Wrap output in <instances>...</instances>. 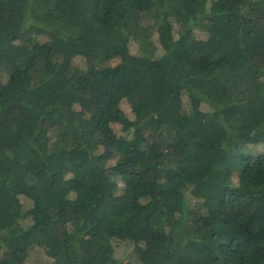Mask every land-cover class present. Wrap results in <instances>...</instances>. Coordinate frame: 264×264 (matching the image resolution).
Segmentation results:
<instances>
[{
    "label": "trees",
    "instance_id": "16d2710c",
    "mask_svg": "<svg viewBox=\"0 0 264 264\" xmlns=\"http://www.w3.org/2000/svg\"><path fill=\"white\" fill-rule=\"evenodd\" d=\"M0 193V264H264V0H0Z\"/></svg>",
    "mask_w": 264,
    "mask_h": 264
},
{
    "label": "rangeland",
    "instance_id": "374dc122",
    "mask_svg": "<svg viewBox=\"0 0 264 264\" xmlns=\"http://www.w3.org/2000/svg\"><path fill=\"white\" fill-rule=\"evenodd\" d=\"M89 163L87 160H85L80 168V176L81 178H90L91 179V185L89 189V195L92 199H95L97 195H99L100 192H102L105 188H113L115 185L113 183H110L108 178H105L104 176H101L97 172L90 169ZM1 198V193H0ZM11 207L15 209V204H11ZM236 214V209L230 205H226L224 207L223 211V218L224 219H231ZM122 253V250H120ZM99 264V262H98Z\"/></svg>",
    "mask_w": 264,
    "mask_h": 264
}]
</instances>
